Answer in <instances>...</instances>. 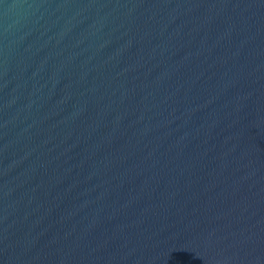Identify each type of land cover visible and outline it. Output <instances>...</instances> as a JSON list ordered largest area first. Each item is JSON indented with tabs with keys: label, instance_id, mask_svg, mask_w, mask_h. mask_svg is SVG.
Masks as SVG:
<instances>
[{
	"label": "water",
	"instance_id": "95a60500",
	"mask_svg": "<svg viewBox=\"0 0 264 264\" xmlns=\"http://www.w3.org/2000/svg\"><path fill=\"white\" fill-rule=\"evenodd\" d=\"M0 264H264V0H0Z\"/></svg>",
	"mask_w": 264,
	"mask_h": 264
}]
</instances>
